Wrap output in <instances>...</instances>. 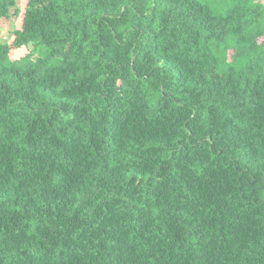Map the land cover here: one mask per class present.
Here are the masks:
<instances>
[{
  "label": "trees",
  "instance_id": "1",
  "mask_svg": "<svg viewBox=\"0 0 264 264\" xmlns=\"http://www.w3.org/2000/svg\"><path fill=\"white\" fill-rule=\"evenodd\" d=\"M13 38L0 264H264L261 0H27Z\"/></svg>",
  "mask_w": 264,
  "mask_h": 264
},
{
  "label": "rangeland",
  "instance_id": "2",
  "mask_svg": "<svg viewBox=\"0 0 264 264\" xmlns=\"http://www.w3.org/2000/svg\"><path fill=\"white\" fill-rule=\"evenodd\" d=\"M27 0H16L17 6L21 11L18 17L11 16L9 19H1L0 20V42L11 44L13 41V32L16 30H20L22 24V13L25 9ZM264 3V0H261ZM27 53H32L34 56L38 55L37 50H33V48H21L19 50L12 49L10 51V59L12 61H17L23 58Z\"/></svg>",
  "mask_w": 264,
  "mask_h": 264
}]
</instances>
